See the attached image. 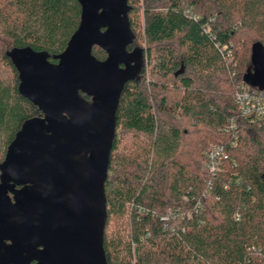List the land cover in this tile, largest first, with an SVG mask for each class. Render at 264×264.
I'll return each instance as SVG.
<instances>
[{
    "label": "trees",
    "instance_id": "trees-1",
    "mask_svg": "<svg viewBox=\"0 0 264 264\" xmlns=\"http://www.w3.org/2000/svg\"><path fill=\"white\" fill-rule=\"evenodd\" d=\"M129 4L130 14L142 13L149 51L162 50L151 72L161 84L154 77L145 80V62L140 78L121 96L105 184L108 263L132 264L127 257L135 256L134 264H264V122L251 124L234 102L237 84L246 83L252 69L254 46L264 48V0ZM81 11L78 0H0L7 48L1 61L12 73L10 82L0 78V165L23 123L42 116L19 93L7 52L31 47L61 54L79 28ZM129 20L135 33L131 15ZM135 47L134 41L128 50ZM93 54L107 57L98 47ZM168 86L180 92L171 104L159 94ZM231 119L239 126L234 146L231 133L222 131ZM119 130L132 135L126 151L120 150ZM215 143L226 145L229 159L213 172L206 151ZM139 208L149 213L141 215ZM180 209L189 217H180Z\"/></svg>",
    "mask_w": 264,
    "mask_h": 264
},
{
    "label": "water",
    "instance_id": "water-1",
    "mask_svg": "<svg viewBox=\"0 0 264 264\" xmlns=\"http://www.w3.org/2000/svg\"><path fill=\"white\" fill-rule=\"evenodd\" d=\"M78 2L80 25L61 54L7 52L19 93L42 116L23 123L0 165V264H109L105 184L117 112L126 85L142 74L145 52L128 50L135 40L129 0ZM245 82L264 90L261 45Z\"/></svg>",
    "mask_w": 264,
    "mask_h": 264
},
{
    "label": "built area",
    "instance_id": "built-area-1",
    "mask_svg": "<svg viewBox=\"0 0 264 264\" xmlns=\"http://www.w3.org/2000/svg\"><path fill=\"white\" fill-rule=\"evenodd\" d=\"M230 55L229 53L228 57H230ZM234 102L242 118L249 121L251 124H260L264 122V90H260L244 82H239L236 86ZM222 131L231 133V145L234 146L239 138L238 123L234 119H231ZM206 155L209 160V169L213 172L218 168V163L220 161L229 159L226 145L221 143L211 144L206 151ZM184 201L187 202V199L184 198ZM139 213L144 215L149 213V211L139 208ZM185 215L189 217V214L184 213L182 218H184ZM236 218L239 219V214H236ZM162 220L167 221L169 217H163Z\"/></svg>",
    "mask_w": 264,
    "mask_h": 264
},
{
    "label": "rangeland",
    "instance_id": "rangeland-1",
    "mask_svg": "<svg viewBox=\"0 0 264 264\" xmlns=\"http://www.w3.org/2000/svg\"><path fill=\"white\" fill-rule=\"evenodd\" d=\"M131 13V11H130ZM131 15V18L132 20L135 22V45L137 46V48H141L144 50V52H150V57L147 58L146 57V54H145V62H146V70H147V73H146V78L145 80H151L154 76L152 75V70H153V66L155 65V62L161 58V55H162V50H160L159 48H153L151 51H149L148 47L146 46L144 40H143V37H144V32H143V16H142V13H132L130 14ZM3 40H2V35L0 34V78L6 82H10L12 81V73L10 72L9 68L1 61V58L2 56L5 54V52L7 51V48H6V45L4 46L2 44ZM175 44H173L174 46ZM238 72L240 71H237L236 72V75L238 74ZM141 76V75H140ZM154 79H156L154 77ZM156 80H159L160 84H161V79H156ZM149 82V81H148ZM155 92H158V91H155ZM159 94L163 95V94H166V96L169 98V101L171 103H173L174 101H177L180 97V92H179V89L176 88L175 90L173 89V87L171 86H168V90L167 92L165 91V93H160L159 91ZM188 121H183V120H178V123L179 125H181L183 128H186L188 127ZM117 135L119 137V143H120V150L122 151H126L128 149H130L132 146V135L130 133H127V132H123V131H117ZM113 176L116 175V173H112ZM158 215L161 216V213H158ZM184 215V211L183 209H180V212H179V216L182 217ZM165 217V216H164ZM126 219V218H125ZM125 222H127V220H125ZM125 225V228L122 229L123 231L121 232V234H125L124 236V239L125 241L127 240L126 239V223H124ZM119 231V230H118ZM127 261H131L132 264L135 263L136 261V257L135 256H128L127 257Z\"/></svg>",
    "mask_w": 264,
    "mask_h": 264
},
{
    "label": "flooded vegetation",
    "instance_id": "flooded-vegetation-1",
    "mask_svg": "<svg viewBox=\"0 0 264 264\" xmlns=\"http://www.w3.org/2000/svg\"><path fill=\"white\" fill-rule=\"evenodd\" d=\"M133 43H134V42H133ZM130 46H131V45H130ZM136 48H137V47H135L134 49H136ZM134 49H133V50H134ZM133 50H132V51H133Z\"/></svg>",
    "mask_w": 264,
    "mask_h": 264
}]
</instances>
